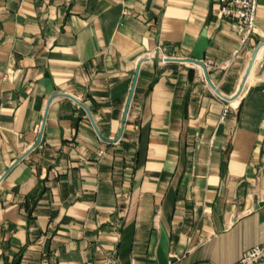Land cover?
Wrapping results in <instances>:
<instances>
[{
	"label": "crops",
	"instance_id": "obj_1",
	"mask_svg": "<svg viewBox=\"0 0 264 264\" xmlns=\"http://www.w3.org/2000/svg\"><path fill=\"white\" fill-rule=\"evenodd\" d=\"M255 24L241 45L218 0H0V264L264 245V0ZM204 29L210 82L186 60Z\"/></svg>",
	"mask_w": 264,
	"mask_h": 264
},
{
	"label": "built area",
	"instance_id": "obj_2",
	"mask_svg": "<svg viewBox=\"0 0 264 264\" xmlns=\"http://www.w3.org/2000/svg\"><path fill=\"white\" fill-rule=\"evenodd\" d=\"M258 0H218L220 14L227 18L238 35L241 45H245L253 34L256 24ZM166 56H162L165 60ZM230 103L223 106V115L230 108ZM264 261V245H253L244 250L240 258L231 264H259Z\"/></svg>",
	"mask_w": 264,
	"mask_h": 264
},
{
	"label": "water",
	"instance_id": "obj_3",
	"mask_svg": "<svg viewBox=\"0 0 264 264\" xmlns=\"http://www.w3.org/2000/svg\"><path fill=\"white\" fill-rule=\"evenodd\" d=\"M196 41H197V42L195 43V45L193 46V49L191 50V52H190V54H189L190 58H188V59H186V60H188L189 62L196 63V64L202 66L203 70H205V65H204V62H203L204 59H205V55H204V53H205L206 48L208 47V44L210 43V41H209V39H208V37H207L206 29H204V30L201 31V33H200V35H199V37L197 38ZM263 43H264V42H263ZM256 51H257V50H255V52L253 53V56H252V58H251V61H250L249 65H248V67H247L248 69H247V71H246V73H245V75H244L243 81H242L243 84H244L245 79L247 78V76L249 75V73H250V71H251V69H252V64H253V62H254V60H255V58H256V55H257ZM140 63H141V61L139 62V64H140ZM139 64H138V66H139ZM138 66H137V68H136V70H135L134 80H133V82H132L131 90H130V93H129L128 98H127V104H126L125 111H124V120H125V118H126L125 115H126L128 109H129V105H130V103H131L130 100H131V97H132V94H133V91H134V88H135L134 85H135L136 77H137V74H138V72H137V71H138ZM205 76H206L207 81L210 82L206 70H205ZM210 84H211V83H210ZM243 84L240 86V88L238 89V91H237L233 96H231V97H228V96H225V95H224V96L221 95V93L216 89V87H215L213 84H212V86L215 88L216 92L222 96V98H225L226 100H229V101H230V100L236 99V97H238V95H239V93H240V91H241V89H242V87H243ZM53 95H56V94H53ZM61 95H65V96L69 97V98L72 99L75 103H78V104H80L82 107H84V109L86 110L88 117H90V119H91L93 125L96 126V125H95V122H94V119H93V117L91 116V113H90V111H89V109H88V107H87V105H86L85 103H83L81 100H78L76 97H74L73 95H71V94H69V93H66V92H65L64 94H61ZM43 119H44V118H43ZM124 120H123L122 127H121V129H120L121 132H120V134H119V137L121 136V134H122V132H123L122 129H123V125H124ZM44 121H45V119L43 120V123H42L41 129H40V136H39L37 142L34 144L33 147H35V146L37 145V143L39 142V140L41 139V136H42V129H43V125H44ZM33 147H32V148H33ZM26 153H27V152H25L24 154H22V156H20L16 161L21 160V159L23 158V156H24ZM10 168H11V166L8 167V169H7L6 172L3 174V176L8 172V170H9ZM3 176H1V177H3ZM1 179H2V178H1Z\"/></svg>",
	"mask_w": 264,
	"mask_h": 264
},
{
	"label": "bare ground",
	"instance_id": "obj_4",
	"mask_svg": "<svg viewBox=\"0 0 264 264\" xmlns=\"http://www.w3.org/2000/svg\"><path fill=\"white\" fill-rule=\"evenodd\" d=\"M235 104H237V102H236V103H234L233 105H235Z\"/></svg>",
	"mask_w": 264,
	"mask_h": 264
}]
</instances>
